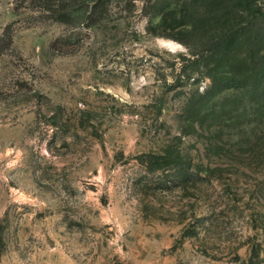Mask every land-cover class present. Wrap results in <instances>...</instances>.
Masks as SVG:
<instances>
[{
	"label": "rangeland",
	"instance_id": "1",
	"mask_svg": "<svg viewBox=\"0 0 264 264\" xmlns=\"http://www.w3.org/2000/svg\"><path fill=\"white\" fill-rule=\"evenodd\" d=\"M243 25L264 51V0H0V264H264V91L213 80L254 35L210 52Z\"/></svg>",
	"mask_w": 264,
	"mask_h": 264
},
{
	"label": "trees",
	"instance_id": "2",
	"mask_svg": "<svg viewBox=\"0 0 264 264\" xmlns=\"http://www.w3.org/2000/svg\"><path fill=\"white\" fill-rule=\"evenodd\" d=\"M252 6L251 2H249ZM250 10H252V7H250ZM259 13L262 14V8L258 9ZM242 13H240L241 17H244L245 9H241ZM256 13V9H255ZM260 14V15H261ZM252 31V35H254V42L253 45H248L247 47H244L242 43V47L240 49V54L242 58L241 61V73L240 76H237L236 78L232 77H224L221 80L218 81V78H214L215 86L217 84H223L226 83H232L234 82L236 85L241 86L243 85L244 88L252 90L253 92L256 91H264V86L262 87V83L264 81V51L262 50L260 39H261V31L259 29H255L251 26H242L240 29L236 28L234 30H230L227 28L221 29L218 33H212V38H210L211 45H210V52L212 56H217L218 53L226 51L227 46L229 45V42L235 35H241V34H249L247 32ZM254 33V34H253ZM263 34V33H262ZM243 42V41H242ZM246 48V49H245ZM244 70V71H242ZM262 81V82H261ZM261 82V83H260ZM0 240L2 242V237H0Z\"/></svg>",
	"mask_w": 264,
	"mask_h": 264
}]
</instances>
